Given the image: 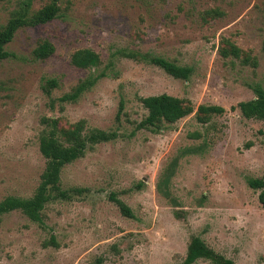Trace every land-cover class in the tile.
I'll list each match as a JSON object with an SVG mask.
<instances>
[{
  "label": "rangeland",
  "instance_id": "rangeland-1",
  "mask_svg": "<svg viewBox=\"0 0 264 264\" xmlns=\"http://www.w3.org/2000/svg\"><path fill=\"white\" fill-rule=\"evenodd\" d=\"M21 1L27 0H0V26ZM48 1L31 0V8ZM59 6L52 21L19 30L0 61V202L35 192L45 166L42 118L61 126L83 121L86 130L115 137L63 168L60 185L69 197L46 205L42 225L19 211L1 217L0 264H184L193 237L234 264H264V208L260 190L247 184L264 179V129L234 109L254 97V84L264 88V0H59ZM222 38L257 66L222 58ZM45 41L53 54L35 59L33 50ZM83 48L98 53V68L71 65V54ZM122 51L192 73L175 79ZM101 72L77 101L60 102ZM48 80L57 87L46 93ZM160 94L187 98L193 113L157 132L136 129L146 115L138 98ZM199 105L224 113L202 125L195 119ZM111 196L133 218L123 217Z\"/></svg>",
  "mask_w": 264,
  "mask_h": 264
},
{
  "label": "trees",
  "instance_id": "trees-1",
  "mask_svg": "<svg viewBox=\"0 0 264 264\" xmlns=\"http://www.w3.org/2000/svg\"><path fill=\"white\" fill-rule=\"evenodd\" d=\"M31 5V0L21 1L12 10L7 22L0 26V61L9 57L6 48L19 30L46 24L59 15V0H49L47 4L38 10H32ZM213 13L209 11L206 15H219ZM53 52L54 47L45 41L33 50V56L35 59L44 60L52 55ZM218 52L222 58L238 60L242 66H250L252 68L257 66L255 58L251 57L249 53L242 51L228 39H221ZM121 56L152 64L175 79L188 80L192 73V68L190 67L179 66L156 56L149 57L127 51H122ZM70 63L79 69H96L100 66L101 60L98 53L94 50L83 48L71 54ZM104 76V72H101L96 77L91 76L82 80L71 93L62 96L60 102L77 101L84 92L95 85L98 79ZM55 87H57V81L48 80L43 86V90L49 93ZM252 92L254 94L252 99L239 102L234 109H238L241 116L245 119L260 121L264 129V88L260 84H254ZM138 101L146 111V115L136 124V129H148L157 132L165 124H173L194 111L191 101L187 98L174 97L168 94L140 97ZM123 107L124 103L121 100L117 118ZM60 109H63V107L61 106ZM223 113L224 109L220 106L199 105L195 112V119L199 124L205 125L214 116ZM41 124L43 129L39 135L38 149L45 160V166L40 175L38 186L31 197L8 196L4 198L0 202V220L7 213L19 211L31 222L42 225L43 211L46 205L57 199L69 197V193L62 190L60 185V175L63 168L82 158L89 147L101 142H107L115 137V133H107L97 129L86 130L83 121L75 122L69 126H61L57 118H42ZM247 184L253 190H260L258 201L264 208V179H248ZM73 192L80 193L81 190L75 189ZM110 199L116 204L123 217L133 218L132 211L125 203L114 196H111ZM200 259L207 260L211 264H234L231 260L207 247L200 238L193 237L187 246L184 264H193Z\"/></svg>",
  "mask_w": 264,
  "mask_h": 264
}]
</instances>
